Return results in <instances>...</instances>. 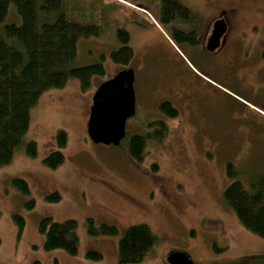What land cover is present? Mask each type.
<instances>
[{"label": "rangeland", "instance_id": "rangeland-1", "mask_svg": "<svg viewBox=\"0 0 264 264\" xmlns=\"http://www.w3.org/2000/svg\"><path fill=\"white\" fill-rule=\"evenodd\" d=\"M181 1L201 17L211 3L264 7V0ZM234 19L244 25L262 21L264 16L243 12ZM11 23H21L14 5L3 25ZM153 28L156 31L150 32L127 25L135 54L128 65L112 59L122 46L116 25L106 24L98 35L80 37L73 66L101 63L105 73L93 76L86 89L72 77L64 87L44 92L32 108L30 128L12 162L0 167V264H119V242L135 224H147L158 238L139 264H167L173 252L186 254L194 264H234L244 256L264 255V238L244 228L224 199V191L234 181L248 185L250 175L264 173V65L261 73L242 70L237 77L220 71L213 56L188 54L185 44L177 42L184 58L171 60L170 45L163 36L167 29ZM158 39L163 43L160 54L150 47ZM129 68L135 71L139 113L154 104L152 114H161L147 92L156 93L172 69L189 79L200 72L227 94L217 102L216 112H207L210 117L202 121V132L196 133L199 127L187 119L182 124L173 122L171 132L160 141L149 139L144 156L137 159L129 144L140 129L138 118L128 120L120 145L95 143L88 134L95 93ZM60 131L67 134L64 148L58 143ZM31 141L37 145L35 156L27 152ZM59 150L64 162L56 168L46 165L45 158ZM15 179L28 183L27 194L16 187ZM54 194L61 199H50ZM16 216L24 220L23 229ZM46 217L77 221L76 254L45 248L40 224ZM89 219L95 227L114 225L118 233L92 234ZM89 251L102 257L90 258ZM253 264H264V258Z\"/></svg>", "mask_w": 264, "mask_h": 264}, {"label": "trees", "instance_id": "trees-1", "mask_svg": "<svg viewBox=\"0 0 264 264\" xmlns=\"http://www.w3.org/2000/svg\"><path fill=\"white\" fill-rule=\"evenodd\" d=\"M10 5L16 7L20 24L3 25ZM149 14L166 26L187 21L190 10L181 0H0V167L12 162L16 148L30 128L32 108L44 92L64 87L72 77H77L86 89L93 76L105 73L101 63L73 66L79 38L98 35L106 24L116 25L122 46L112 53V59L128 65L135 54L127 25L152 27L154 22ZM177 38L179 41L193 40L189 35ZM161 109L169 117L178 114L169 103H163ZM157 126L158 131L150 138L160 141L168 131L161 122ZM148 140L149 137L141 135L131 136L129 147L134 158L142 159ZM58 143L61 148L67 145L64 131L58 133ZM27 152L31 156L37 154L34 141L27 144ZM64 160L59 150L52 152L44 162L56 168ZM231 166L229 173L232 175ZM250 176L248 185L237 180L228 186L224 199L244 228L264 238V173ZM14 184L23 193L29 192L25 180L15 179ZM50 199L61 197L54 194ZM15 219L23 229L24 220L20 216ZM77 227L74 219L56 222L51 217L44 218L40 231L46 237L45 248L76 254L80 241ZM89 231L114 235L118 228L109 224L95 227L94 220L89 219ZM157 239L147 224L132 225L119 242V264L141 263ZM87 256L102 257L97 251H89ZM262 258V254L244 256L234 264H253Z\"/></svg>", "mask_w": 264, "mask_h": 264}, {"label": "flooded vegetation", "instance_id": "flooded-vegetation-1", "mask_svg": "<svg viewBox=\"0 0 264 264\" xmlns=\"http://www.w3.org/2000/svg\"><path fill=\"white\" fill-rule=\"evenodd\" d=\"M257 6L233 2L211 3L206 9L202 10V17L199 11L193 12L187 6L190 10L189 19L164 26L163 29H167L166 35L161 32L169 42L170 59L184 58V52L177 45V43H180L185 44L188 54L213 56L215 58L214 64L226 74L240 77L238 73L242 70H249L250 73H256V71L261 73L264 65V61H262L264 59V19L262 21L254 19L252 23L244 25L238 24L234 19L236 14L243 12L264 16V7L259 4ZM220 20H224L227 27L220 37L218 46L214 50H210L208 48L209 41L214 33L216 22ZM143 29L150 32L156 31L153 27ZM182 35H189L193 40L179 41L177 37ZM161 44H163L162 41L158 39L150 47L157 49L156 53L160 54ZM178 70L172 69L168 76L162 79L161 86L156 89V93L152 90L147 92L149 100L152 103H158L156 108L161 111L160 115L152 114L150 108L154 104H147V110L140 113L136 106V113L131 118H138L140 129H137L133 135L150 138L158 131L157 124L160 122L168 132H171V123L177 121L182 124L185 123V119L194 122L199 127L196 133H200L202 132V121H207L210 117L207 112L218 110L215 107H217L219 99L227 94L225 90L211 83L201 74L194 73L193 79H189ZM148 80L152 79L149 77ZM163 103H169L171 108L177 110V116L169 117L165 114L161 109ZM123 194L125 197H130L125 193Z\"/></svg>", "mask_w": 264, "mask_h": 264}, {"label": "water", "instance_id": "water-1", "mask_svg": "<svg viewBox=\"0 0 264 264\" xmlns=\"http://www.w3.org/2000/svg\"><path fill=\"white\" fill-rule=\"evenodd\" d=\"M224 20L217 21L208 48L214 50L226 30ZM133 69L123 70L102 84L93 98L88 134L95 143L119 145L126 136L127 120L136 113ZM169 264H194L184 253L173 252Z\"/></svg>", "mask_w": 264, "mask_h": 264}]
</instances>
